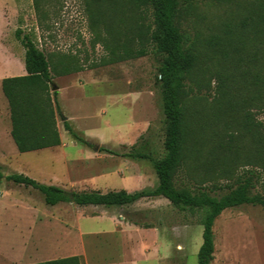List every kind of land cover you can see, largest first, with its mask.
I'll return each instance as SVG.
<instances>
[{
    "label": "rangeland",
    "instance_id": "374dc122",
    "mask_svg": "<svg viewBox=\"0 0 264 264\" xmlns=\"http://www.w3.org/2000/svg\"><path fill=\"white\" fill-rule=\"evenodd\" d=\"M252 5V0L227 4L198 0L192 7L182 6L179 26L200 64L188 77L186 92L191 114L200 117L204 131L198 159L176 177L178 188H205L220 196L239 179L252 176V194L264 198V93L256 85V76L264 70V38L252 26H245ZM101 10L103 16L97 17L90 0H40L39 4L0 0V83L7 77L26 75L25 48L16 34L20 29L21 37L29 36L47 56L63 115L91 145L67 132L60 117L62 144L58 148L20 153L11 138L0 142L4 175L0 186V252L4 256L0 255V262L18 261L10 248L24 242L13 228L15 206L25 209L31 203L53 208L39 191L8 181L9 175L24 174L41 184L66 189L72 179L77 192H135L158 186L151 161L122 157L142 138L150 141L153 159L165 155L158 81L164 56L150 39L152 12L127 0L103 4ZM130 48L144 49L146 55L126 59L123 51ZM65 68L70 72L65 73ZM0 96L8 103L3 91ZM102 147L121 155L99 152ZM60 208L65 213L77 208L78 219L81 211L91 207L64 203ZM109 210L157 230L166 249L161 264H198L205 211H180L162 197ZM21 224L25 225L24 219ZM95 225L101 223H86L87 229ZM213 232L212 264H264L261 206L224 211ZM146 238L142 241L141 235L132 233L117 236V245H111L106 256L113 264H159ZM144 246L153 251L145 253ZM30 261L26 258L23 264Z\"/></svg>",
    "mask_w": 264,
    "mask_h": 264
},
{
    "label": "trees",
    "instance_id": "16d2710c",
    "mask_svg": "<svg viewBox=\"0 0 264 264\" xmlns=\"http://www.w3.org/2000/svg\"><path fill=\"white\" fill-rule=\"evenodd\" d=\"M40 0H35L39 4ZM94 4L97 17H102L101 5L118 0H90ZM138 7L150 9L153 18V31L150 39L156 50L164 56L159 69L158 81L162 91L165 116V155L153 159L150 141L141 140L132 150L122 157L134 161L149 160L153 163L158 177V186L153 190L129 192L126 190L109 191H68L64 188L46 185L24 174L6 177L17 185L32 187L40 192L48 206L72 203L79 207L98 206L106 209L131 206L143 199L165 198L180 211H205L202 219L203 243L198 252V264H212L215 252L213 227L216 219L226 210L242 205H258L264 209V198L253 195V177L239 179L236 186L228 187V192L216 196L215 190L205 188H178L176 177L188 163L198 159L199 146L203 139L204 128L200 117L191 114L186 87L190 74L200 64L198 56L187 47L186 36L179 26L178 19L182 6L192 7L198 0H127ZM218 3H232L236 0H214ZM248 10L250 17L245 26H252L264 38V0H252ZM18 39L25 48L26 75L7 77L2 80V91L7 99L11 117V136L20 153H29L62 144L58 128V117L63 120L65 130L76 140L91 148L90 143L74 131L63 115L58 102V91L53 84V70L45 53L40 50L29 36ZM124 58L133 59L146 55L144 49L132 48L123 51ZM70 70L65 68V73ZM256 85L264 93V70L256 76ZM199 118V120H197ZM99 152L120 156L116 150L102 147ZM4 179L0 164V186ZM36 264H80L79 258L60 259Z\"/></svg>",
    "mask_w": 264,
    "mask_h": 264
},
{
    "label": "crops",
    "instance_id": "0c3cea01",
    "mask_svg": "<svg viewBox=\"0 0 264 264\" xmlns=\"http://www.w3.org/2000/svg\"><path fill=\"white\" fill-rule=\"evenodd\" d=\"M1 91L2 82L0 83V95ZM1 97L0 142L4 139H12L8 103L2 102L3 98ZM2 103H4V108ZM75 171L77 172V170ZM68 186L70 189L63 186L58 187L68 191H77L74 180L70 179V185ZM140 201L137 203H140ZM61 204L49 209L38 208L31 203L25 209L18 208V205H16L15 208L17 209L12 212L15 222L13 228L15 233L24 239V242L20 245L21 247L16 244L10 248L16 254V257L18 255V261L3 260L0 264H23V260L26 258L31 260L30 264H36L75 257L79 258L80 264H113L112 259L108 258L106 253L107 251L110 252L108 249L111 245H117L118 242H115L116 237L126 233L139 234L142 241L146 240L148 236L154 251L157 253L158 263L161 264L166 249H162L161 237L157 235L156 229L142 226L138 222L131 221L125 215L120 213L117 215L109 209L99 212L93 206H87L91 208H85L88 210L81 211L83 214L77 219V208L70 209L68 213H65L60 208ZM23 219L25 225L21 224ZM88 221H95L96 224L101 223V225L90 226V229H87L86 223ZM23 234L27 235L24 236ZM86 238H88V245ZM152 251L153 248L144 246L145 253H151ZM0 255L4 256V253L0 252Z\"/></svg>",
    "mask_w": 264,
    "mask_h": 264
}]
</instances>
